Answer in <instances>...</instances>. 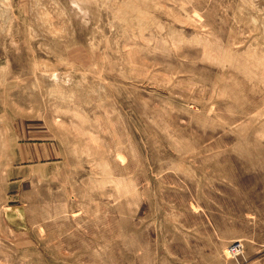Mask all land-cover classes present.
<instances>
[{"label": "rangeland", "instance_id": "374dc122", "mask_svg": "<svg viewBox=\"0 0 264 264\" xmlns=\"http://www.w3.org/2000/svg\"><path fill=\"white\" fill-rule=\"evenodd\" d=\"M0 264H264V0H0Z\"/></svg>", "mask_w": 264, "mask_h": 264}, {"label": "built area", "instance_id": "2783aa9c", "mask_svg": "<svg viewBox=\"0 0 264 264\" xmlns=\"http://www.w3.org/2000/svg\"><path fill=\"white\" fill-rule=\"evenodd\" d=\"M237 246V247H236ZM236 247V249L235 250H233V248H235ZM232 248V252H233V254H237L238 252H239V249H240V245H235L234 247Z\"/></svg>", "mask_w": 264, "mask_h": 264}, {"label": "bare ground", "instance_id": "6f19581e", "mask_svg": "<svg viewBox=\"0 0 264 264\" xmlns=\"http://www.w3.org/2000/svg\"><path fill=\"white\" fill-rule=\"evenodd\" d=\"M237 247V246H236ZM236 247L235 248H233V250H235L236 249Z\"/></svg>", "mask_w": 264, "mask_h": 264}]
</instances>
